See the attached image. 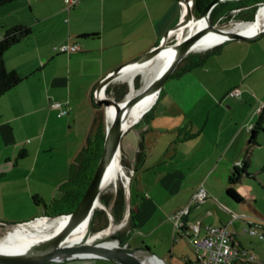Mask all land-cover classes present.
<instances>
[{
  "label": "crops",
  "instance_id": "obj_1",
  "mask_svg": "<svg viewBox=\"0 0 264 264\" xmlns=\"http://www.w3.org/2000/svg\"><path fill=\"white\" fill-rule=\"evenodd\" d=\"M29 1L35 19L15 21L3 11L6 15L0 19V27L5 31L0 32V39L17 24L46 25L65 33L60 38L48 35L44 39L35 33L34 40H29L31 36L23 39L4 57L8 70L24 78L0 98V220L11 223L44 215L45 203L61 198L70 166L93 132L97 114L93 94L97 85L119 67L158 46L183 16L179 0H80V5L88 4L87 10L80 12L68 9L65 0L58 5H54L56 0ZM248 10L243 8L242 13ZM24 41H28L26 45ZM247 43L231 41L193 52L209 56L203 65L180 77H171L152 107L151 116L140 122L141 119L123 137V154L129 166L137 164L139 171L152 175L149 192L137 194L127 209L129 216L131 208L136 213L134 227L127 230L128 247H145L152 253L155 250L166 263L173 264V251L166 253L165 244L151 245L145 239L168 225L165 234L176 241L174 251L183 256L186 264H193L194 259L183 251L179 240L185 238L190 243L179 236L174 219L190 207L184 221L189 227L200 223V237L207 234L208 226L227 227L233 242L251 252L240 233L230 227L234 206L242 204L226 193L233 168L246 158L251 130L259 121L258 108L264 104V47ZM62 45H77L79 51L61 54L56 48ZM234 90H240V94L231 96ZM54 103H61L62 109H72L60 116L61 108L53 107ZM141 144L144 156L138 163ZM263 148L261 131L252 147L251 166L254 152ZM57 152L61 160L54 158ZM258 172L241 183L252 180L264 191V181L259 178L264 169ZM148 177H144L145 183ZM200 188L208 194L202 203L194 200ZM240 188L250 197L245 199L247 202L255 200L251 187ZM35 196L42 201L36 202ZM158 214L165 218L154 226ZM136 237L132 245L131 239ZM150 251L140 256L148 258ZM91 262L116 264L91 258L56 264Z\"/></svg>",
  "mask_w": 264,
  "mask_h": 264
},
{
  "label": "water",
  "instance_id": "obj_2",
  "mask_svg": "<svg viewBox=\"0 0 264 264\" xmlns=\"http://www.w3.org/2000/svg\"><path fill=\"white\" fill-rule=\"evenodd\" d=\"M227 1L232 0H212L205 8V10L199 14H195L194 10H192L188 6L185 17L172 30L173 32H178L179 34V37L178 39H176V42L174 44L169 45L167 43L169 40V33L158 46L154 47L151 51L147 52L140 58L119 67L111 74L106 76L97 85L95 89L96 96L94 98V104L98 107L104 108L107 123V133L102 157L84 197L72 213L63 214L56 217L43 216L48 219L67 216L68 220L66 224L61 228V230L56 232L51 237L37 243L36 247L27 254L15 255L0 253V264H56L77 258L104 259L112 261L116 264H154V262L168 264L163 259L159 258L155 253H152L145 247L132 248L128 247V245L126 244L121 245L119 240L116 239V234H113L109 237L113 240L116 239L115 241L117 242V244L115 246H105L104 243H107L108 241H102L101 239L93 244H87V240L88 237L92 233H94V215L97 210H105L108 213V216L114 221L110 209L101 202V195L103 193L102 190L106 172L115 159L116 155L118 153L123 154L122 142L125 134L134 125H136L146 115V113H148L152 109L155 104L147 111L142 113L140 119L135 121V123L129 127H127V121L125 118L128 110L136 104L142 102L147 97L156 96L158 100L160 93L162 92L167 81L177 70L180 63L190 53L200 50L212 49L215 46L223 44L225 42L238 40H255L264 35V29L253 35H243L239 32L230 31L222 26L213 24L210 18L214 8L218 4ZM263 5L264 3L261 4V6ZM261 6H259V8L257 9L255 20L258 19V14ZM201 21L206 22V25L204 24V26H202L200 24ZM191 23H195V25L198 26L195 28L194 25V27L189 28L188 26ZM182 28L185 30L184 32H182ZM185 32L187 33L185 34ZM211 32L227 35V38L220 43L208 48L197 49V45L206 35ZM167 48L174 49V56L168 61L167 65L149 81L145 90H139L137 94L131 95L132 90H134V82L132 80L130 82L131 92L128 93L122 101H117L115 98L108 96V86L114 81L123 77L124 72L127 68L134 65L143 67L159 58L161 53ZM110 105H113L115 107V114L111 122L108 119V107ZM128 178L129 182L128 186L126 187L127 209H129L130 207V188L132 181L130 177ZM127 216L129 218V212L127 213ZM37 219L39 218L18 223H9L7 221L0 220V228L7 231L14 228L15 226L29 224ZM85 222L88 226L86 239L84 238L81 241L69 244V238L74 233H76V231H78V229H80V227ZM149 251L151 252V255L148 258H142L140 256L141 252Z\"/></svg>",
  "mask_w": 264,
  "mask_h": 264
},
{
  "label": "trees",
  "instance_id": "obj_3",
  "mask_svg": "<svg viewBox=\"0 0 264 264\" xmlns=\"http://www.w3.org/2000/svg\"><path fill=\"white\" fill-rule=\"evenodd\" d=\"M15 0H0V8L8 4H11ZM212 0H195L194 13L199 14L205 10L208 4ZM264 0H240V1H229L219 4L211 14V21L213 24L228 22L230 20L236 19L240 21L250 22L255 21V16L257 9L259 8L258 4L263 3ZM248 7L249 10L246 14L242 13L243 8ZM32 28L27 25H15L6 31V34L2 39H0V98L6 95L8 92L17 87L22 81L23 77L16 71H10L5 64V54L13 46L20 43L23 39L29 38L32 35ZM89 36V35H86ZM63 54V53H61ZM209 53L198 56L197 54H189L178 66L177 70L171 77H180L184 73L203 65L206 61ZM136 88H141L140 76L135 78ZM129 93V87L127 83L111 85L107 89V94L117 101H122L126 95ZM162 92L160 93V97ZM94 102V100H93ZM94 107L97 109V114L94 119L93 132L87 138L86 144L79 152L75 160L70 166L69 177L66 183L62 186V196L59 199L53 200L50 204H46V209L44 215L50 217H56L63 214L72 213L84 197L93 177L98 168L100 159L104 150V143L107 133V123L106 115L103 107H98L94 104ZM104 111V113H103ZM153 112L151 109L146 115L142 118V121L148 119ZM264 121V107L259 112V121L251 130L250 138V147L247 151L246 158L236 165L230 175V187L227 189V195L233 199L238 204L246 203L247 201L242 198V196L234 189L233 185L239 184L244 178H254V174L249 171L251 166V154L252 147L257 144V137L261 131H264L263 127ZM139 122V123H140ZM138 123V124H139ZM136 124V125H138ZM135 125V126H136ZM140 152L138 153V163L144 156L143 153V144L140 145ZM125 160V158H124ZM123 160V164L126 165V160ZM128 165V169L131 170L132 167ZM135 174L133 178L137 175L139 167L136 166L133 168ZM133 181V179H132ZM131 181V183H132ZM36 202L42 201L40 197L35 196ZM101 202L110 209L111 214L116 223L122 222L127 212V200L125 190L119 186L117 193L115 194H102ZM257 213L254 210V213ZM255 213V214H256ZM258 214V213H257ZM258 216V215H256ZM261 217V216H258ZM136 213H134L131 208L128 227L125 232H119L116 235V239L119 240L121 245H125L129 238V232L135 225ZM109 223L108 213L99 209L95 212L94 215V224L93 231H99L104 229ZM264 229V225L260 226ZM187 227H183L182 230L185 231ZM248 228H255L253 224H250ZM258 230L257 228H255ZM259 231V230H258ZM264 239L263 233L259 232ZM180 237H184L183 234H179ZM238 247L242 250H247L243 247ZM252 254V253H251ZM242 261V260H239ZM245 261V260H243ZM235 264H238L235 263Z\"/></svg>",
  "mask_w": 264,
  "mask_h": 264
},
{
  "label": "rangeland",
  "instance_id": "obj_4",
  "mask_svg": "<svg viewBox=\"0 0 264 264\" xmlns=\"http://www.w3.org/2000/svg\"><path fill=\"white\" fill-rule=\"evenodd\" d=\"M59 1L60 0L53 1L54 5L55 4L58 5ZM76 2L77 3H75V5H73V7L71 6V9L74 8L78 12H80L81 10H87V8H88V4L87 3L82 6V4L80 5V0H76ZM14 6H18V8H20V7L21 8L17 9V8H14ZM29 7H30V1L29 0H15L14 2L11 3V5L9 4V6L0 8V19L3 16H5L6 13H9L8 17L11 20L14 19L15 21H19V19H25V21H26V19H27L28 21H32L33 19H35V17L33 16L34 13L33 14L31 13ZM66 7L68 8L67 3H66ZM3 11H6V13L3 12ZM239 22H245V21H240V20L233 19V20H230L228 22L217 23V25L222 26L224 28H227V27H229L231 25H234L236 23H239ZM31 23H33V22H31ZM17 25H21V24H17ZM31 28H32L33 32H32V35H31V39L29 38V40H34L33 39L34 37H32V36L35 33L37 34V36L39 35L40 39H44L48 35H49V37L57 36V37L60 38L65 33L63 30H59L58 31V30L54 29V27L50 28V27H47L46 25H44L42 27L34 25ZM3 29H5V28L0 27V32H2V34L5 31V30L3 31ZM186 33L187 32H185V34ZM176 37L177 36L175 35L174 37L170 38V41H169L168 44L169 45L174 44L176 42ZM244 41L248 42L247 44L252 43V45L257 46L259 49H261V47H264V35L259 37L258 39H255V40H244ZM27 42L28 41H24L23 44L24 43L27 44ZM31 42H33V41H31ZM26 44H24V45H26ZM31 55H32L31 53L27 54V56H31ZM60 56H62V55H60ZM137 76H140L141 88H136L135 78ZM118 82H119L118 84L127 83L128 87H129V93L131 92V86H130V79L129 78L126 77V78H124V79H122V80H120ZM133 82H134L135 92H138L139 90L143 89V87L145 85V78H144L143 75H141V74L138 75L137 74L133 78ZM103 113H104V111H103ZM61 157H62V155L59 154V152L54 154V158L55 159H58V160L60 159L61 160ZM254 157H255L254 164L249 169V171L251 173H256V172L260 171V169H264V148L262 150L257 151L256 153L254 152ZM124 158H125L124 154H122V164H123ZM127 164H128V162H127ZM127 164L126 165L123 164V167H124L127 175H129V177L131 179H133V181L131 183V188H130V193L132 194V195H130V203H132V198H133V200L135 198H137V194L138 195H145L147 192H149L148 191L149 183L150 184L152 183L151 180H149V179L152 177V175L150 173L148 174L147 172H145V170H141L133 178L132 174L128 173V171H129L128 168L129 167H128ZM145 176H149L147 178L146 183H145V180H144ZM259 178H260L261 181H264V174H262ZM49 179H51V178H49ZM118 183L119 184H117L116 187L109 188L106 191H104L103 193L104 194H115V193H117V190H118L119 186H121L125 190V192H127V188H126V185H125V182L123 181V179L120 180ZM244 185H245V187L247 189H249L248 187H251L253 189V192H252L253 196H251V197H252V199H255V200H252L251 202H247L244 205L242 204V205H239V206H234V210H232L233 211L232 213L233 214L235 213V214L234 215L230 214L231 215L230 216V223H231L230 227H231V229H235V231L240 233V235L243 237V239H244L245 243L247 244V246L251 247L252 254H254L255 257H256L253 260H245V261L242 260L240 262V264H264V239L261 238L260 234L252 235L251 233L246 232V229L249 226L248 225L249 222L252 223L254 225V227L259 230V232L263 233V231H264V229L260 227V226L264 225V191H262L260 184H256L252 180H249V179L244 181V184L239 183V184L233 185L234 189L242 196L243 199H246V200H249L250 197L240 188V187H243ZM250 204L255 208V210L257 211V213L261 217L256 216V214L254 213V210L249 206ZM162 215L164 216V214H158L155 217V220L153 221L154 226L159 225L161 223L162 219L165 218V217L161 218ZM47 217H49V216H47ZM9 223H11V222H9ZM13 223H15V222H13ZM172 224H174V223L172 222ZM127 227H128V224L122 230H119L116 233V235L119 232H125ZM167 227H168V225L160 228L157 231V234L155 236L145 237L146 241H148V242L150 241L149 243L151 245H153L155 243L157 245H160L161 247H163L164 244H165V246L168 248L166 253H169L170 251H173V254H174V257H175L174 260H173V264H186L183 261V259H182L183 256H181L179 252L174 251V249H173V244H174L175 240H173L172 238L169 239L168 235L165 234L167 232ZM213 227H215V226H213ZM0 229H1L0 230V237H1L2 233L5 232L6 230H4L2 228H0ZM201 237H204V236H201ZM111 240H113V239L107 238L106 241L109 242ZM115 240H113V241H115ZM137 240H138V237H136L135 239L132 238L131 239L132 245ZM177 241H178V239H177ZM179 242L183 246L182 247L183 251H185V253H188L194 259V262H195L196 261V256H195L194 248L191 247L190 244H188V242H187V240L185 238L180 239ZM132 247H135V246H132ZM153 253H155L157 256H159L158 252H156L155 250H153ZM202 254L206 255L207 251L203 250ZM159 257L161 258V256H159ZM91 264H93V263L91 262Z\"/></svg>",
  "mask_w": 264,
  "mask_h": 264
},
{
  "label": "bare ground",
  "instance_id": "obj_5",
  "mask_svg": "<svg viewBox=\"0 0 264 264\" xmlns=\"http://www.w3.org/2000/svg\"><path fill=\"white\" fill-rule=\"evenodd\" d=\"M206 22L201 21V25L204 26ZM195 23H191L188 27H194ZM206 25V24H205ZM198 25H195V28ZM184 28V27H183ZM182 28V32L185 30ZM230 31L239 32L243 35H253L264 29V5L261 6L258 14V19L252 22L243 23L239 22L234 25H231L226 28ZM180 32V33H182ZM227 35L219 34V33H209L206 35L202 41L197 45V49H204L215 44L220 43L225 40ZM175 51L173 48L165 49L159 58L152 61L151 63L143 66H132L125 70L124 76L130 79V82L133 80L136 74L141 73L145 78V85L142 90L147 88L149 81L156 76L168 63V61L174 56ZM137 94L135 89L132 90L131 95ZM157 101L156 96L147 97L142 102L136 104L131 107L126 113V121L127 127L132 126L135 121L140 119L142 113L151 108ZM115 114V107L110 105L108 107V119L111 122L113 116ZM129 175H127L123 164H122V153H118L109 166L103 184V192L109 188H114L119 184L118 182L123 179L126 187L129 182ZM100 206V205H99ZM68 220L67 216L57 217L54 219H48L46 217H41L29 224L18 225L12 229H9L2 233L0 237V253L5 254H27L31 250H33L37 243L41 242L44 239H47L54 235L56 232L61 230V228L66 224ZM128 223V216L122 219V222L116 223L109 217L108 225L99 231L92 233L87 240V244H93L98 242L100 239L102 241H106L107 238L116 234L119 230H122L126 227ZM87 223L85 222L76 233H74L70 238L68 243L71 244L73 242H78L86 239L87 235ZM1 230V229H0ZM110 239V238H109ZM107 242V241H106ZM117 244L116 241L111 240L110 242L104 243L105 246H115ZM154 264H161L158 262H154Z\"/></svg>",
  "mask_w": 264,
  "mask_h": 264
},
{
  "label": "built area",
  "instance_id": "obj_6",
  "mask_svg": "<svg viewBox=\"0 0 264 264\" xmlns=\"http://www.w3.org/2000/svg\"><path fill=\"white\" fill-rule=\"evenodd\" d=\"M68 8L75 5L76 0H65ZM183 9L182 19L185 17L188 6L193 10L195 5V0H179ZM177 36L178 32H170L169 39ZM60 53L63 54H72L79 51L77 45H62L56 48ZM240 94V90H234L230 93L231 96L235 97ZM96 93L93 94V99L95 98ZM56 108H61V103H54L52 105ZM264 107L262 104L258 111L260 112ZM72 108L67 106L65 109H60V116H63L69 112ZM240 164V162L238 163ZM128 173L134 176L135 170L132 168ZM208 197V194L204 188H200L194 196V200L198 203L204 202ZM190 207L186 210H183L174 216L175 219V228L178 230V234H183L194 248L196 253V261L193 264H235L239 260H253L255 255L251 254L248 250H242L238 245L233 242L231 232L227 227H207V234L204 237H200V223L188 224L185 223L184 217L188 214ZM183 227H187L185 231L182 230ZM190 231V232H189ZM246 232L251 233L252 235L260 234L255 228H247ZM191 233V235H190ZM261 236V235H260ZM263 238V236H261ZM206 250L207 254H202V251Z\"/></svg>",
  "mask_w": 264,
  "mask_h": 264
},
{
  "label": "flooded vegetation",
  "instance_id": "obj_7",
  "mask_svg": "<svg viewBox=\"0 0 264 264\" xmlns=\"http://www.w3.org/2000/svg\"><path fill=\"white\" fill-rule=\"evenodd\" d=\"M169 41H170V39L168 40V42L167 43H169ZM43 216H47V215H41V216H39V217H37V218H40V217H43ZM50 217V216H49ZM36 219V218H35Z\"/></svg>",
  "mask_w": 264,
  "mask_h": 264
},
{
  "label": "clouds",
  "instance_id": "obj_8",
  "mask_svg": "<svg viewBox=\"0 0 264 264\" xmlns=\"http://www.w3.org/2000/svg\"><path fill=\"white\" fill-rule=\"evenodd\" d=\"M194 10V9H193Z\"/></svg>",
  "mask_w": 264,
  "mask_h": 264
}]
</instances>
